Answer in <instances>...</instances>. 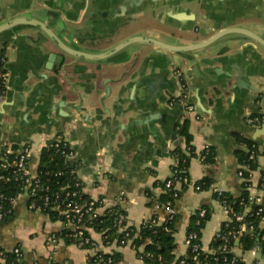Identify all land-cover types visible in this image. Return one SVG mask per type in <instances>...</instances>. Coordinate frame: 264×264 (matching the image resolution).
<instances>
[{
	"label": "crops",
	"instance_id": "0c3cea01",
	"mask_svg": "<svg viewBox=\"0 0 264 264\" xmlns=\"http://www.w3.org/2000/svg\"><path fill=\"white\" fill-rule=\"evenodd\" d=\"M115 11L123 26L115 37L106 38L115 28L109 19ZM17 18L44 23L66 45L87 56L132 36L184 46L228 27L246 29L264 40V0H0V26ZM86 26L106 39L95 46L81 43L76 36L89 35ZM189 28L194 31H186ZM0 43L7 57V85L0 99V153L28 145V167L37 173L42 150L57 138L68 141L79 163L82 195L102 199L100 212H104L125 192L130 226L139 228L154 216L162 219L166 215L163 207H157L163 193L158 183L171 176L172 151L178 144L185 146L177 127L189 119L195 148L189 176L194 182L209 176L213 183L200 191L184 188L176 202V252H186L184 238L190 218L203 206L212 210L201 237L203 249L209 250L213 235L226 220L213 192L238 194L242 185L240 152L249 140L264 141V123L256 127L246 121L249 115L264 114V93L236 81L239 70L245 71L249 85H264L262 47L239 34L220 39L212 54H175L149 44L137 45L140 52L129 49L113 56L108 60L110 73L98 75L99 65L93 63L97 61H88L87 56L65 57L43 31L28 23L1 32ZM61 56L65 57L62 65ZM209 59L223 61L206 64ZM51 65L57 71L50 70ZM211 67L230 70L234 77L227 81L214 73L207 88L203 70ZM175 69L188 81L189 101L196 106L198 118L173 102L172 95L169 101L154 104L145 97L142 82L162 75L177 95ZM107 79L116 81L107 84L110 94L103 86ZM119 87L122 102L115 104ZM80 107L84 111L76 109ZM207 147L213 149L214 158L204 164L199 155ZM263 164L264 158H260L259 168L251 175L250 192L259 195L264 205V192L259 190ZM28 202V196L21 195L11 215L0 221V248L21 247L27 264H91L93 249H81L64 239L53 247L49 236L62 228L61 220L30 209ZM91 236L106 252H120V264H143L130 245H105L102 234L94 230Z\"/></svg>",
	"mask_w": 264,
	"mask_h": 264
},
{
	"label": "built area",
	"instance_id": "2783aa9c",
	"mask_svg": "<svg viewBox=\"0 0 264 264\" xmlns=\"http://www.w3.org/2000/svg\"><path fill=\"white\" fill-rule=\"evenodd\" d=\"M7 63V57L1 50L0 44V83L6 87L7 85V73L5 71ZM174 75L178 83V94L172 99L173 102H177L185 107L187 114H194L198 118L196 106L190 103V88L186 77L181 71L175 69ZM3 95L0 93V99ZM248 124L260 127L264 123V114L258 113L255 115H249L246 117ZM49 146H52L57 153L63 156L66 160L74 162V166L71 173L74 174L76 181L72 186L65 185L52 192V189L44 177L49 181L51 177L59 176L63 174L61 170L56 172H37L33 173L28 167V161L31 153V148L25 145L18 149H12L0 153V221L8 217L13 211L14 204L21 195H27L29 198V207L32 210L52 209L59 217H61L62 228L52 233L49 236V242L53 247H57L61 239L63 238V230L67 229L65 237H67L73 244L81 249H85L87 246H91L95 252L100 249V244L97 243L91 236L92 227L90 223L92 220L99 216L100 208L102 207V199L89 198L88 200L81 199V185L82 181L77 176L79 169V163L75 161L76 152L71 147L70 143L62 138L53 140ZM190 148L186 147L185 151L188 152ZM249 151V159L257 158L259 152H264V141L261 143H253L247 147ZM174 156V155H173ZM264 157V156H263ZM205 155L202 153L199 155V160L203 162ZM180 159L175 155L174 163L171 167V176L164 180L161 186L163 193H171L172 196L177 198L180 191L184 188L193 187L195 190H202L201 186L194 182L189 175H182L183 169L179 167ZM185 171V170H184ZM242 175V172H239ZM263 178V180H262ZM10 182H15L18 194H7L4 192V186ZM259 190L264 192V165L261 168V180L259 184ZM50 193L53 195L51 196ZM63 196V197H62ZM117 203L121 205L122 211L118 212L117 224L121 231L125 232V238L122 240V244L129 243L131 237L129 235V224L126 220V210L128 205V197L125 192H121L117 196ZM249 203L258 205V209L254 213L248 212L251 208L247 206V210L242 212H235L234 202L221 204L222 211L226 217V220L222 223L221 227L215 232L212 237V241H219L217 248L211 247L209 250H204L201 242L198 241L197 231H191L185 239L187 247H191L192 251L198 253L199 251H206L213 257L207 261L209 264H260L264 261V243L256 241L255 244L246 249L242 247L240 238L243 235L255 236L256 223L254 218L258 217L259 220L264 222V205L261 202V197L257 194L250 193ZM157 207H163L166 211L164 218L159 219L156 216L152 220L154 223L165 224L166 231H170L168 223H170L177 210L170 201L161 204L157 202ZM244 204V201H242ZM206 209H200V217H204ZM249 216V219L247 217ZM235 221L239 223L238 228H230V224ZM200 223V220H198ZM227 228L223 231L222 226ZM197 240V241H194ZM211 241V242H212ZM13 252L21 256L19 247L13 249ZM3 250H0V261H2ZM194 260L197 261L198 254H195ZM181 264H185V258L181 259ZM201 264V263H200ZM207 264V263H205Z\"/></svg>",
	"mask_w": 264,
	"mask_h": 264
},
{
	"label": "trees",
	"instance_id": "16d2710c",
	"mask_svg": "<svg viewBox=\"0 0 264 264\" xmlns=\"http://www.w3.org/2000/svg\"><path fill=\"white\" fill-rule=\"evenodd\" d=\"M1 44V43H0ZM1 50L4 52V49L2 48L1 44ZM6 90V87L0 83V93L3 94ZM190 121L189 119L184 120L182 123H180L177 127V135L181 137V140L185 144L184 148L181 144H178L176 148L172 151V155H176L180 161H179V167L180 169H183L182 175H189V167H190V161L195 156V148L192 144L193 136L190 133ZM261 143L256 140H249L247 141V147L253 144V143ZM263 142V141H262ZM186 147L190 148L189 151L186 152ZM203 154L205 155V159L203 161L204 164L210 163L214 158V151L212 148L207 147ZM264 152H259L257 158L255 159H249V151L246 148L244 151L240 152L239 155V162L241 163V168L238 170L239 172H242V175L240 176L242 178V185L240 188V191L238 194H232L228 191H221L217 190L213 192V197L219 201L220 204L224 203H232L234 202L235 212H242L247 210V206L250 205L249 203V195H250V187L252 186V172L259 168V159L264 158ZM264 165V164H263ZM74 166V162L70 160H66L63 156H61L59 153L55 151V149L52 146L47 145L42 152L40 157V166H39V172H56L57 170H61L63 174L55 177H51L49 181L46 179V176L44 177L45 181L48 182L50 185L52 192L56 189L60 188L61 186L70 185L73 187L75 184L76 178L74 174L71 173V170ZM185 170V171H184ZM80 179V178H79ZM168 179V178H167ZM263 180V178H262ZM164 181L158 183L159 185H163ZM199 184L202 188V190L210 188L213 180L212 177H203L202 179L198 180L196 182ZM15 182H10L7 185L4 186V192L7 194H18V189H16ZM82 188V185H81ZM187 188V187H186ZM185 188V189H186ZM184 190V189H183ZM182 190V191H183ZM180 191L179 196L175 198L171 195V193H162L158 201L161 204L167 203L168 201L171 202L175 206L176 202L180 198V195L182 193ZM52 196L53 194L50 193ZM82 200H88L90 197H84L82 195V192L80 194ZM63 197V196H62ZM242 201H244V204H242ZM247 205V206H246ZM258 205L252 204L250 205V210L248 212L254 213L258 209ZM206 209V214L204 217H200L199 211L200 209ZM42 211L48 215L51 216L53 220H61V217L57 215L52 209H43L39 210ZM122 211V207L120 204L116 203L114 206L109 207L105 209L104 212H100L99 216L92 220L90 223V226L93 228L92 230L97 231L102 234L103 237V243L105 245H108L112 242H116L117 245L125 246L130 245L136 250L137 256L143 261V264H181V259L185 258L186 263L185 264H209V261L213 255L209 254L206 251H199L198 253H195L192 251L191 247H187L185 244L186 236L191 231H197L198 233V241L202 243L201 237H202V230L204 229L206 223L209 221L211 217V208L208 206H203L199 208L196 212H194L190 218L189 225L187 227V232L185 234L184 238V244L186 246V252L182 255H177V242H176V221L178 219V215H175L174 219L168 223V227L170 228V231H166L165 224L154 223L152 220H154L155 216L148 221H145L141 224L139 228L129 226V235L131 237V240L129 243L123 245L122 240L125 238V232L121 231L120 227L117 224V215L118 212ZM11 215V213L9 214ZM8 215V216H9ZM159 218L158 216H156ZM165 217V216H164ZM163 217V218H164ZM6 219V218H5ZM4 219V220H5ZM249 219V216L247 217ZM198 220H200V223H198ZM256 223V231L255 236L253 235H243L240 240L242 243L243 248H250L252 247L256 241H260L264 243V228H261L262 222L259 220L258 217L254 218ZM3 221V220H2ZM239 223H236L233 221L230 224V228H238ZM223 231H226L227 228H224V224L222 226ZM67 232V229L63 230V238L66 242L72 243L67 237H65V233ZM58 235H61L60 232ZM197 241V240H194ZM219 241H212L211 247L217 248L219 246ZM18 247V246H17ZM20 248L21 256L16 255L12 250H5L0 248V250L4 251V254L2 255V261H0V264H27L23 259V251ZM85 249H91V246H87ZM198 254L197 261L194 260V255ZM123 260L122 254L118 251H111L106 252L102 246H100V249L97 252H94L89 258V261L91 264H120V262ZM51 264H72L71 262H57L53 261Z\"/></svg>",
	"mask_w": 264,
	"mask_h": 264
},
{
	"label": "water",
	"instance_id": "95a60500",
	"mask_svg": "<svg viewBox=\"0 0 264 264\" xmlns=\"http://www.w3.org/2000/svg\"><path fill=\"white\" fill-rule=\"evenodd\" d=\"M82 9L78 10V12H77V14L79 13V16L82 12L81 11ZM69 10H72V11L74 10V12H75V9L74 8L72 9V7L69 8ZM153 10L155 11V9H153ZM118 14H120V13H118L117 11H115L113 14H110L111 16L109 19L111 21V24H114L115 28H114L112 33L107 35V37L106 36H104V37H106V38L115 37L118 30H120L121 27L123 26V24H121L119 22V20L117 19ZM183 14H185V13L183 12ZM189 15H191V14H189ZM184 16H186V15H184ZM193 20H195V19H192V21ZM19 23H28L29 27H35V28L43 31V35L46 38L53 41L54 43H56L58 45V47L64 53L65 57L69 56V57L75 58L77 56L78 57L79 56H87L85 53H82V54L79 53V50H77L76 48L66 45L57 36V34L54 33L44 23H42V22L37 23L33 19H27V18L14 19L13 21L6 23L5 25H1L0 26V33L8 30L10 28H12V29L15 28L17 25H19ZM84 29L86 31L90 32V34L87 36L77 35L76 37L81 39V43L87 42L88 44L95 46L97 44H100L102 41H104V39H106L102 35H100L98 33L96 34L95 32H97V31L90 29V27L86 26V27H84ZM186 31H194V28H189ZM230 34H239V35H242L244 37H247V39H250L252 42L257 43L260 47H262L264 49V40L261 41L259 39V37H257L256 35H253L250 31H248L246 29H242V28H237V27H228V28L221 29V30L217 31L216 33H214L213 35H211L210 37H208L204 40L193 42V43H190V44L184 45V46L178 45V44H175L172 42L170 43V42H164V41H156L153 39H145V38L139 39V37H137V36H132V37H128V38L121 40L116 45L112 46L109 49H106L105 51H103L101 53L90 54L87 56V58H89L88 61H92V62L97 61V62H93V63H97L99 65V67L96 68L98 75L99 74H101V75L102 74H108L111 71V65H110L108 60L110 58H112L113 56H115L121 52H124L126 50H129V49H131V50L132 49H138L137 51L140 52V49L138 47H141V46H137V45L149 44V45H153V47H156L157 49H161V50L167 51L169 53H175V54L190 53V54L195 55L196 53H207V52L212 51L214 49V47H216V45L219 43L220 39H222L226 35H230ZM211 54H209V55H211ZM65 57L61 56V59H60L61 65L65 61L64 60ZM55 60H54V62H55ZM217 61L222 62L223 60L222 59H220V60L209 59L205 63L206 64L207 63L208 64H211V63L214 64ZM216 68L217 67H211L209 69L203 70V75H204V77H206V80H207V83H206L207 88L212 85L210 80H213L212 74H214V73L216 75L223 76L224 79H226L227 81L234 77V73L232 71L226 69L223 72V71L218 70ZM49 69L50 70L53 69L54 71H57L58 67H54L53 65H51ZM246 76H247V74H245V71L239 72V70H238V75L236 77L237 84L240 86L242 85L244 87H250V88H252V90H254L256 92L264 93V85H261L259 87L249 85V83L245 80ZM164 78H165V75H162L157 80L149 79V80H146V82H142V85H143L142 89L144 91V94H145V97H146L148 103L154 104V102H156L157 100H159L161 102H167L170 100V97H168V96L172 95L174 97V91L171 90L170 86H168V82H165ZM105 81L107 83H105ZM105 81H103V86L106 90V93L110 94L112 92V89L109 86H107V84L111 83V82H116V81L113 79H107ZM121 94H122V88L119 87L117 90L116 100L114 101L115 104L122 102L121 101ZM173 97H171V99ZM76 109L79 110L80 112L84 111V109L81 107L76 108ZM157 121L159 122V120H157ZM121 130L125 131L124 129H121ZM261 228H264V222L261 224Z\"/></svg>",
	"mask_w": 264,
	"mask_h": 264
}]
</instances>
